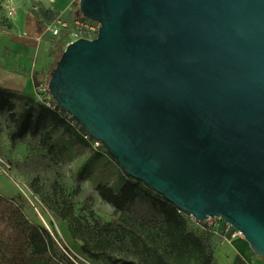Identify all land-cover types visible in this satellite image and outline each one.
Segmentation results:
<instances>
[{
    "label": "water",
    "instance_id": "1",
    "mask_svg": "<svg viewBox=\"0 0 264 264\" xmlns=\"http://www.w3.org/2000/svg\"><path fill=\"white\" fill-rule=\"evenodd\" d=\"M99 23L50 74L117 164L264 258V0H80Z\"/></svg>",
    "mask_w": 264,
    "mask_h": 264
},
{
    "label": "rangeland",
    "instance_id": "2",
    "mask_svg": "<svg viewBox=\"0 0 264 264\" xmlns=\"http://www.w3.org/2000/svg\"><path fill=\"white\" fill-rule=\"evenodd\" d=\"M79 1L0 0V23L11 26L14 20L21 19L28 21L34 31L39 28L43 33L42 40L46 42L44 69L50 76L62 49L66 48H60V36L72 33L76 21L85 22ZM94 25L100 26L99 23ZM52 30L62 33L53 35ZM14 102L17 113L27 106L25 99ZM13 127L9 113H0V157L12 167L7 173L0 167V194L13 199L31 224L50 233L54 244L65 254L62 264H112L108 255L151 258V246L166 252L168 241L160 229L165 220V209L160 205V197L149 187L141 184L137 198L124 211L116 210L97 193L99 184L119 192L126 179L104 145L96 149L81 142L78 132L71 126H48L35 136L27 135L12 142L10 132ZM96 224L111 225L113 231L106 235L100 254L92 259L81 250L83 240H74L68 227L89 228L84 237L96 244L91 233ZM123 226L134 229L138 236L125 231ZM187 230L209 239L215 249L222 243L220 236L209 238L191 224ZM79 234L83 236L81 231ZM242 240L246 242L244 237ZM221 261L216 258V264H223Z\"/></svg>",
    "mask_w": 264,
    "mask_h": 264
},
{
    "label": "trees",
    "instance_id": "3",
    "mask_svg": "<svg viewBox=\"0 0 264 264\" xmlns=\"http://www.w3.org/2000/svg\"><path fill=\"white\" fill-rule=\"evenodd\" d=\"M84 19L86 23L98 24L89 19ZM69 37H71L70 32L60 36L61 49L70 42ZM63 51L62 49L61 55ZM15 99L27 101V106L20 113L16 112ZM3 112H8L9 117L14 122V127L10 132L12 142L21 140L27 135L35 136L48 126H71L78 132L81 142L92 145L90 141L84 139V130L80 126L74 127L65 120L63 117L65 113L47 108L32 96L0 87V113ZM123 172L126 179L119 192H115L107 185L99 184L96 186V191L100 197L118 211H124L135 201L140 192L141 184H144L142 181L132 178L124 170ZM150 190L160 197V205L165 209V220L160 229L168 241L166 252L151 246V258L129 259L108 255L107 259L112 264H216L215 247L209 239L193 231H188V224L209 238L214 239L213 236H218L214 233L202 232L188 215L179 212V209L165 197L152 189ZM68 228L74 240H83L81 250L92 259H96L100 254L106 235H110L113 231L111 225L96 224L91 228V233H93L97 243L92 244L84 237L89 228H81L80 226L74 228L72 225ZM122 228L138 236L134 229L124 226ZM79 231L83 233V236L79 234ZM64 257L65 254L54 244L50 233L45 228L31 224L22 208L13 199L0 194V264H62Z\"/></svg>",
    "mask_w": 264,
    "mask_h": 264
},
{
    "label": "crops",
    "instance_id": "4",
    "mask_svg": "<svg viewBox=\"0 0 264 264\" xmlns=\"http://www.w3.org/2000/svg\"><path fill=\"white\" fill-rule=\"evenodd\" d=\"M28 21L14 20L11 26L0 23V87L34 97L36 86L48 82L44 69L46 42L39 28L34 31ZM247 242V241H246ZM242 238L222 242L215 258L223 264H264Z\"/></svg>",
    "mask_w": 264,
    "mask_h": 264
},
{
    "label": "built area",
    "instance_id": "5",
    "mask_svg": "<svg viewBox=\"0 0 264 264\" xmlns=\"http://www.w3.org/2000/svg\"><path fill=\"white\" fill-rule=\"evenodd\" d=\"M13 13L10 12V15ZM99 26H95L94 24H89L86 22H75V28H73V32L71 33L72 41L77 40L79 38H82L81 36H86L84 38L93 39L94 36L97 35ZM53 35H58L60 33V30H52ZM34 98L36 101H38L40 104L46 106L47 108L51 110H56L59 113H65L64 118L65 120L73 125L74 127L76 125L79 126V124L66 112H63L53 99V96L51 95L49 89H48V82H40L35 89ZM84 139L90 141L92 143V146L94 148H98L101 143L95 141L92 139L85 131H84ZM0 167L4 173H7L12 169L11 165L6 162L3 158L0 157ZM179 212H183L179 210ZM184 213V212H183ZM186 214V213H185ZM188 215V214H186ZM196 224V226L204 233H214L217 236H220L222 239V242L231 243L232 241L242 238L243 235L238 230L234 229L230 224L226 223L221 218H209L208 220L204 222H199L195 220L192 216L188 215Z\"/></svg>",
    "mask_w": 264,
    "mask_h": 264
}]
</instances>
